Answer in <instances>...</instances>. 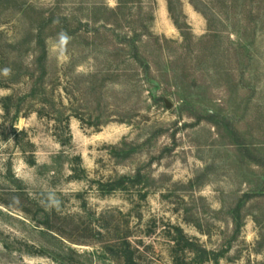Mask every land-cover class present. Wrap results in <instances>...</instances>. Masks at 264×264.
<instances>
[{"label": "rangeland", "instance_id": "374dc122", "mask_svg": "<svg viewBox=\"0 0 264 264\" xmlns=\"http://www.w3.org/2000/svg\"><path fill=\"white\" fill-rule=\"evenodd\" d=\"M79 263L264 264V0H0V264Z\"/></svg>", "mask_w": 264, "mask_h": 264}, {"label": "clouds", "instance_id": "9594fccd", "mask_svg": "<svg viewBox=\"0 0 264 264\" xmlns=\"http://www.w3.org/2000/svg\"><path fill=\"white\" fill-rule=\"evenodd\" d=\"M70 41V37L67 35V33H60L58 34V44L60 45L61 48L66 50V46ZM5 74H7L8 70L5 69Z\"/></svg>", "mask_w": 264, "mask_h": 264}, {"label": "trees", "instance_id": "16d2710c", "mask_svg": "<svg viewBox=\"0 0 264 264\" xmlns=\"http://www.w3.org/2000/svg\"><path fill=\"white\" fill-rule=\"evenodd\" d=\"M79 264H81V263H79Z\"/></svg>", "mask_w": 264, "mask_h": 264}]
</instances>
